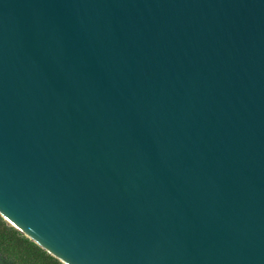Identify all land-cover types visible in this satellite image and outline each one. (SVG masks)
<instances>
[{
	"label": "water",
	"instance_id": "obj_1",
	"mask_svg": "<svg viewBox=\"0 0 264 264\" xmlns=\"http://www.w3.org/2000/svg\"><path fill=\"white\" fill-rule=\"evenodd\" d=\"M0 215L64 264H264V0H0Z\"/></svg>",
	"mask_w": 264,
	"mask_h": 264
},
{
	"label": "trees",
	"instance_id": "obj_2",
	"mask_svg": "<svg viewBox=\"0 0 264 264\" xmlns=\"http://www.w3.org/2000/svg\"><path fill=\"white\" fill-rule=\"evenodd\" d=\"M0 264H64L0 215Z\"/></svg>",
	"mask_w": 264,
	"mask_h": 264
}]
</instances>
